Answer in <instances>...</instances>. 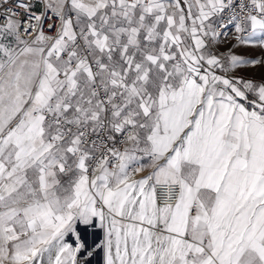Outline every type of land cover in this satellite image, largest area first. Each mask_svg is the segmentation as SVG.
Returning a JSON list of instances; mask_svg holds the SVG:
<instances>
[{
    "label": "snow or ice",
    "instance_id": "6c2138e0",
    "mask_svg": "<svg viewBox=\"0 0 264 264\" xmlns=\"http://www.w3.org/2000/svg\"><path fill=\"white\" fill-rule=\"evenodd\" d=\"M0 264H264V0H0Z\"/></svg>",
    "mask_w": 264,
    "mask_h": 264
}]
</instances>
